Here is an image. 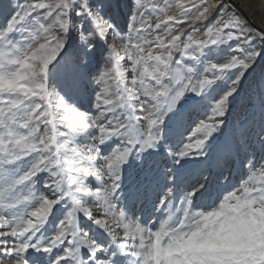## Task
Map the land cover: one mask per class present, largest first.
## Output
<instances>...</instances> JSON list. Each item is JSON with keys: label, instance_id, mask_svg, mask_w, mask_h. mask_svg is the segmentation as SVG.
Returning <instances> with one entry per match:
<instances>
[{"label": "snow or ice", "instance_id": "6c2138e0", "mask_svg": "<svg viewBox=\"0 0 264 264\" xmlns=\"http://www.w3.org/2000/svg\"><path fill=\"white\" fill-rule=\"evenodd\" d=\"M0 264H264V0H0Z\"/></svg>", "mask_w": 264, "mask_h": 264}, {"label": "bare ground", "instance_id": "6f19581e", "mask_svg": "<svg viewBox=\"0 0 264 264\" xmlns=\"http://www.w3.org/2000/svg\"><path fill=\"white\" fill-rule=\"evenodd\" d=\"M254 2L258 4L259 2H261V0H254Z\"/></svg>", "mask_w": 264, "mask_h": 264}]
</instances>
